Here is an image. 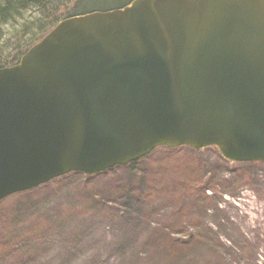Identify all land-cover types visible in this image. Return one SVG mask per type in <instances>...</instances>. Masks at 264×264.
<instances>
[{
	"label": "water",
	"instance_id": "1",
	"mask_svg": "<svg viewBox=\"0 0 264 264\" xmlns=\"http://www.w3.org/2000/svg\"><path fill=\"white\" fill-rule=\"evenodd\" d=\"M181 146L264 162V0H133L0 68V202Z\"/></svg>",
	"mask_w": 264,
	"mask_h": 264
},
{
	"label": "rangeland",
	"instance_id": "2",
	"mask_svg": "<svg viewBox=\"0 0 264 264\" xmlns=\"http://www.w3.org/2000/svg\"><path fill=\"white\" fill-rule=\"evenodd\" d=\"M130 1L84 0L79 11ZM42 18L29 8L4 25V56L37 40ZM113 184L127 188L111 195ZM0 264H264V162L159 148L13 194L0 202Z\"/></svg>",
	"mask_w": 264,
	"mask_h": 264
},
{
	"label": "trees",
	"instance_id": "3",
	"mask_svg": "<svg viewBox=\"0 0 264 264\" xmlns=\"http://www.w3.org/2000/svg\"><path fill=\"white\" fill-rule=\"evenodd\" d=\"M59 4H55L58 0H0V39L2 38L3 26L7 23L11 22L15 17L22 15L23 11L28 10L29 8H36L43 13V18L39 20L42 24L40 28H42V32L40 37L31 43L29 46L24 48H16L9 52V54H5L3 47L0 45V68L10 67L17 64L21 57L36 43H38L47 33H49L61 20L87 14L95 11H108V10H91L89 12H80L81 4L84 0H59ZM133 1V0H132ZM132 1L119 6L118 8H123L129 5ZM118 8H112L118 9ZM18 37H21L18 35ZM18 37L12 39V43L10 45H14L15 41H18ZM160 149H165L166 151L173 152H181V151H191L197 152V150L192 149L188 146H181L177 148H168V147H159ZM158 148V149H159ZM147 157V156H146ZM145 159V157H144ZM141 160V159H140ZM139 160V161H140ZM143 160V158H142ZM139 161L133 162L138 163ZM127 186L122 184H113L111 189L107 191L111 195L121 194L124 190H126Z\"/></svg>",
	"mask_w": 264,
	"mask_h": 264
}]
</instances>
